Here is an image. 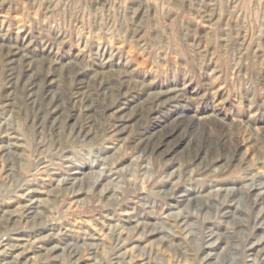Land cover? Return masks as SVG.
Masks as SVG:
<instances>
[{"label": "rangeland", "instance_id": "374dc122", "mask_svg": "<svg viewBox=\"0 0 264 264\" xmlns=\"http://www.w3.org/2000/svg\"><path fill=\"white\" fill-rule=\"evenodd\" d=\"M0 237V264H264V0H0Z\"/></svg>", "mask_w": 264, "mask_h": 264}, {"label": "bare ground", "instance_id": "6f19581e", "mask_svg": "<svg viewBox=\"0 0 264 264\" xmlns=\"http://www.w3.org/2000/svg\"><path fill=\"white\" fill-rule=\"evenodd\" d=\"M203 116H204V115H203ZM198 118H199V117H198ZM199 119H201V118H199ZM195 121H196V119H195ZM174 130H175V129H174ZM171 131H172V130H171ZM171 131L168 130L167 132H171ZM162 133H163V132H162ZM162 133H161V135H160V134H159V135H160V136L165 135V134H162ZM169 134H170V135H169V138H170V137L172 136V133H169ZM167 135H168V134H167ZM157 137H158V136H157ZM166 137H168V136H166ZM147 138H148V137H147ZM171 138H172V137H171ZM155 139H156V138H155ZM157 139H158V138H157ZM180 139H181V138H180ZM182 139H183V138H182ZM149 140H150V139H149ZM149 140H147V141L149 142ZM155 141H156V140H155ZM155 141H154V142H155ZM159 141H160V140H159ZM180 141H181V140H180ZM157 142H158V141H157ZM160 142L162 143V141H160ZM163 143H164V142H163ZM157 144L159 145V143H157ZM155 147H156V146H155ZM153 148H154V147H153ZM156 148H157V147H156ZM154 149H155V148H154ZM154 149H153V150H154ZM15 248H17V246H16ZM12 251H13V250H12ZM0 253H1V252H0ZM13 253H14V252H13ZM12 255H13V254H12ZM14 256H15V255H14ZM9 257H10V256H8V255H7V256H5V255L2 256V254H0V260L4 261L5 263H6V261H7V258H9ZM11 258H12V257H11Z\"/></svg>", "mask_w": 264, "mask_h": 264}, {"label": "built area", "instance_id": "2783aa9c", "mask_svg": "<svg viewBox=\"0 0 264 264\" xmlns=\"http://www.w3.org/2000/svg\"><path fill=\"white\" fill-rule=\"evenodd\" d=\"M4 240H5L4 237H0V248H1L2 243L5 242ZM2 246H3V245H2Z\"/></svg>", "mask_w": 264, "mask_h": 264}]
</instances>
